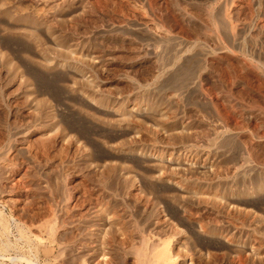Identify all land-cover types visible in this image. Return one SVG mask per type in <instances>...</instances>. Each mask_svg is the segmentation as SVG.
Listing matches in <instances>:
<instances>
[{"label":"rangeland","instance_id":"rangeland-1","mask_svg":"<svg viewBox=\"0 0 264 264\" xmlns=\"http://www.w3.org/2000/svg\"><path fill=\"white\" fill-rule=\"evenodd\" d=\"M0 264H264V0H0Z\"/></svg>","mask_w":264,"mask_h":264}]
</instances>
